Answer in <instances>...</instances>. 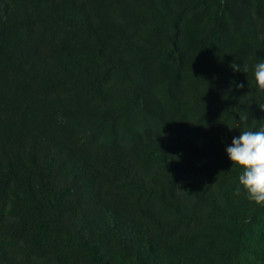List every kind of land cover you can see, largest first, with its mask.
I'll use <instances>...</instances> for the list:
<instances>
[{
    "label": "trees",
    "instance_id": "obj_1",
    "mask_svg": "<svg viewBox=\"0 0 264 264\" xmlns=\"http://www.w3.org/2000/svg\"><path fill=\"white\" fill-rule=\"evenodd\" d=\"M262 60L264 0H0V264H264Z\"/></svg>",
    "mask_w": 264,
    "mask_h": 264
},
{
    "label": "clouds",
    "instance_id": "obj_2",
    "mask_svg": "<svg viewBox=\"0 0 264 264\" xmlns=\"http://www.w3.org/2000/svg\"><path fill=\"white\" fill-rule=\"evenodd\" d=\"M234 71H248L247 65L241 67L238 63L231 65ZM254 77L258 89L264 90V60L255 66ZM243 88L244 84H238ZM264 109V108H262ZM233 165L241 168L239 185L247 192L248 198L258 205H264V127L260 130H242L234 137L231 146L226 149ZM237 187L236 193H240Z\"/></svg>",
    "mask_w": 264,
    "mask_h": 264
}]
</instances>
